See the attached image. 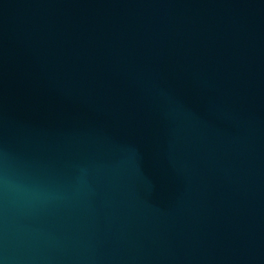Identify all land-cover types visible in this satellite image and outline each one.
<instances>
[{
  "label": "water",
  "instance_id": "1",
  "mask_svg": "<svg viewBox=\"0 0 264 264\" xmlns=\"http://www.w3.org/2000/svg\"><path fill=\"white\" fill-rule=\"evenodd\" d=\"M0 264H264V0H0Z\"/></svg>",
  "mask_w": 264,
  "mask_h": 264
}]
</instances>
